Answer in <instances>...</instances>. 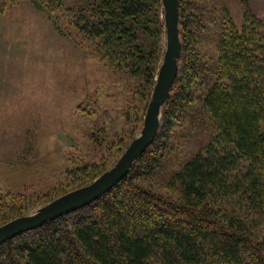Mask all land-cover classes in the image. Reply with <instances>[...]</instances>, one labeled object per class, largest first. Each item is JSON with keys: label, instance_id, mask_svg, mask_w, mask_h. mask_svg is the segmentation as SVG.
<instances>
[{"label": "trees", "instance_id": "1", "mask_svg": "<svg viewBox=\"0 0 264 264\" xmlns=\"http://www.w3.org/2000/svg\"><path fill=\"white\" fill-rule=\"evenodd\" d=\"M30 1L63 10L73 41L152 90L161 0ZM186 1L153 143L91 204L1 244L0 264H264V24L247 1L240 23L217 0Z\"/></svg>", "mask_w": 264, "mask_h": 264}, {"label": "rangeland", "instance_id": "2", "mask_svg": "<svg viewBox=\"0 0 264 264\" xmlns=\"http://www.w3.org/2000/svg\"><path fill=\"white\" fill-rule=\"evenodd\" d=\"M243 1L264 24V0L216 2L240 23ZM186 2L198 5L195 12L208 4ZM63 13L30 0H0V226L89 185L142 128L152 90L143 96L140 80L112 71L73 41Z\"/></svg>", "mask_w": 264, "mask_h": 264}, {"label": "water", "instance_id": "3", "mask_svg": "<svg viewBox=\"0 0 264 264\" xmlns=\"http://www.w3.org/2000/svg\"><path fill=\"white\" fill-rule=\"evenodd\" d=\"M161 8L165 36L164 49L140 133L131 141L113 167L89 185L53 199L31 215L18 217L1 225L0 245L24 232L35 230L49 221L91 204L118 184L153 143L158 133L163 107L177 76L181 54L179 0H161Z\"/></svg>", "mask_w": 264, "mask_h": 264}, {"label": "bare ground", "instance_id": "4", "mask_svg": "<svg viewBox=\"0 0 264 264\" xmlns=\"http://www.w3.org/2000/svg\"><path fill=\"white\" fill-rule=\"evenodd\" d=\"M178 72V71H177Z\"/></svg>", "mask_w": 264, "mask_h": 264}]
</instances>
